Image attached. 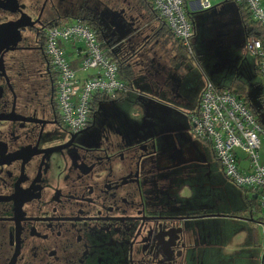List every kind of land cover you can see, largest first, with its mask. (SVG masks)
I'll return each instance as SVG.
<instances>
[{
  "label": "flooded vegetation",
  "instance_id": "1",
  "mask_svg": "<svg viewBox=\"0 0 264 264\" xmlns=\"http://www.w3.org/2000/svg\"><path fill=\"white\" fill-rule=\"evenodd\" d=\"M148 5L0 0V264H232L230 223L260 214L258 196L233 195L221 166L212 175L214 151L189 131L200 80L174 72L189 53ZM77 19L127 58L133 86L71 131L44 44L49 26Z\"/></svg>",
  "mask_w": 264,
  "mask_h": 264
},
{
  "label": "built area",
  "instance_id": "2",
  "mask_svg": "<svg viewBox=\"0 0 264 264\" xmlns=\"http://www.w3.org/2000/svg\"><path fill=\"white\" fill-rule=\"evenodd\" d=\"M155 16L162 20L173 39L192 53L190 38L193 25L187 12L191 0H148ZM201 9L211 8L210 0H198ZM243 5L255 23L264 27L263 0H231ZM66 45L73 60L66 56ZM45 52L57 71V104L61 122L71 131L84 127L96 96H114L130 89L120 78L114 44L99 39L97 30L77 19L49 26L45 31ZM245 52L257 60L264 107V35L248 36ZM87 76H79L87 70ZM190 134L209 143L223 175L237 188L258 196L264 240V125L244 99L229 88H219L206 81L199 95L197 109L190 112ZM264 264V241L261 255Z\"/></svg>",
  "mask_w": 264,
  "mask_h": 264
},
{
  "label": "crops",
  "instance_id": "3",
  "mask_svg": "<svg viewBox=\"0 0 264 264\" xmlns=\"http://www.w3.org/2000/svg\"><path fill=\"white\" fill-rule=\"evenodd\" d=\"M210 1H211V8L201 9L198 0H191L189 1V5L187 6V12L193 25V30L196 40L198 33L202 36V40L204 39L209 40L212 38L211 42H214L213 44L214 46L211 49L214 53V56H209L207 54V50L209 48L205 47L207 45L201 44L202 43L201 41L199 42L200 43L199 47L201 51H198L197 54L198 57L196 54H193V58L195 59L199 58V60L201 61L200 62L201 66L204 64L202 62H205V65L202 66L203 69H201V66L199 67L198 65L192 63V65L196 67L193 69L194 71L192 70L194 73H192V71H190L189 73L187 67L183 68L180 64V66L174 68V72L176 74L188 78L189 82L191 83L190 86L195 87V89L197 88L196 86L198 85V83H196L197 80L198 81L200 80V88H199L200 92L203 89L206 81L212 82L215 86L219 88H227L234 80H239L243 82L246 86L247 97H248L247 102L249 106L252 109H258L262 107V87L260 83L256 82V78L259 75L257 69V60L255 57L247 54L244 48L248 36H257V34L250 33V30L253 25L251 23H255V22L250 17V15L248 14L247 10L243 5L236 4L231 0H223V1L210 0ZM263 2L264 1H262V5ZM231 4H234L236 6H233ZM201 11H205V12L201 13ZM227 13H230L229 18H224V16ZM243 15H245V17ZM148 20L154 28L161 26V22H163L162 20L158 19L155 15H150V14L148 16ZM206 24H209L210 26H212V28L210 27V29L207 30L208 35L203 37V31ZM234 24L238 29L237 31L241 32V36H237L236 41L234 38L230 36L233 31L232 29L234 28ZM235 35L237 34H232V36L234 37ZM216 36H218L217 39H215ZM160 39L163 40V37H161ZM215 41L217 44L218 43L223 44L221 49L218 48V46L215 44ZM226 41L228 44H226ZM167 42L173 43V39L171 40L169 38ZM235 45H239L238 50L234 49ZM235 50L237 52L236 58H235ZM185 62H187V60ZM218 72H222V73H218ZM203 75H215V76H212L211 78L208 77L205 80V83L203 84L202 87ZM220 75H227L226 82L222 80V76ZM256 75L257 77H255ZM191 107L192 106H190L189 110L194 111L195 109ZM198 142L202 147V149L205 151L208 145L202 141H198ZM260 157H261V161H264V150L260 152ZM217 169L218 170H215L212 173V175L216 176L217 173L219 172L221 173V170L218 168V166ZM222 176L223 175H221V177ZM224 185L225 187H230L234 190L233 195L241 196L242 194L241 191H238V188L235 187L230 181H228V183L224 182ZM244 192L249 193L245 190ZM246 196L247 195H245V197ZM238 198L239 197H237L236 199L237 201L240 200ZM251 210L250 209L247 210L248 213V215L246 214L248 216L247 218L233 219L234 222L237 221L245 224V229L243 231H240L241 233L239 232L243 237V239L241 238L240 241L235 240V238H233L234 233L232 234L231 237L232 250L228 253L229 259L232 264H239V262L242 261L245 262V264H249V260L251 258V252H250L251 250L248 243L251 240L252 235H251V230H249L248 227H246V225L249 224V222L255 221L253 219V212ZM245 240H248L247 245H244V243H246Z\"/></svg>",
  "mask_w": 264,
  "mask_h": 264
},
{
  "label": "rangeland",
  "instance_id": "4",
  "mask_svg": "<svg viewBox=\"0 0 264 264\" xmlns=\"http://www.w3.org/2000/svg\"><path fill=\"white\" fill-rule=\"evenodd\" d=\"M218 1H223V0H218ZM264 1V0H263ZM231 5H233V6H236V5H234V4H231ZM263 6H264V2H263ZM206 11H208V10H206ZM205 11H201V13H204ZM229 16H230V13H227L225 16H224V18H229ZM126 26L125 25H121L120 26V28H121V31H120V36L121 37H124V36H126L128 33H129V29H127V28H125ZM210 27L212 28V26H210L209 24H206L205 25V28H204V31H203V37L204 36H207L208 35V31L207 30H209L210 29ZM233 31H232V33H231V37L232 38H234L235 39V41L237 40V36H241V32H238L237 30V28H236V25L234 24V28L232 29ZM232 34H237V35H235V37L234 36H232ZM217 37L218 36H216L215 37V39H217ZM221 38V37H220ZM211 40H212V38L211 39H209V40H206V39H204V40H202V36L198 33L197 34V40H196V37H195V35L193 34L192 36H191V38H190V44H191V46H192V49H193V54H198V51H201V49H200V43L199 42H201L202 41V43L201 44H205V45H207V46H205V47H207V48H209L208 50H207V54L209 55V56H214V53H213V51H212V47L214 46L213 44H214V42H211ZM227 41H229V40H227ZM227 41H226V44H228L227 43ZM229 42H231V41H229ZM172 44V43H171ZM215 44L218 46V48H220L221 49V47H222V43H216V41H215ZM169 46H170V43H169ZM238 46L239 45H235V47H234V49H236V50H238ZM65 47H66V56H67V58L69 59V60H73L74 58H73V55H71L70 54V49H73V48H75V46L73 45V44H70V45H66L65 44ZM236 50H235V58L237 57V52H236ZM197 57H198V55H197ZM212 61V60H211ZM200 60H199V58L198 59H195V58H193V55L191 54V53H189V59L187 60V62H184L183 64H182V67L183 68H185V67H187V70H188V72L190 73V71H192L196 66H193L192 65V63L193 64H195V65H198L199 67L201 66L200 65ZM202 63H204L203 65H205V62H202ZM202 65V66H203ZM197 66V67H198ZM201 66V69H203V67ZM194 71V70H193ZM192 71V73H194ZM91 72H94V70H87L86 72H84V73H81V72H78L77 74L81 77V76H87V74H89V73H91ZM214 73H217V72H214ZM218 73H222V72H218ZM211 74V73H210ZM212 76H215V75H203V82H202V87H203V84L205 83V80L208 78V77H212ZM220 76H222V80L224 81V82H226V76L227 75H220ZM255 77H257V75L255 76ZM261 78L259 77V75H258V77L256 78V82H258V83H260L261 81ZM198 94H200V91H198ZM197 98V97H196ZM198 100H199V97H198ZM191 108H193V109H197V103H196V101H194V104H193V106L191 107ZM188 119H189V117H188ZM189 121V120H188ZM189 123H190V121H189ZM261 150H260V152L261 151H263L264 150V144H262V146H261V148H260ZM216 163H217V166H218V168L220 169V164H218V162H217V160H216ZM238 191H241V193L242 194H245V195H247L246 197V199H244L245 201H248V200H251V194H249V193H246V192H244V190H242V189H239L238 188ZM248 199V200H247ZM251 203L253 204V202L251 201ZM245 213L248 215V213H247V211H245ZM260 214H259V212L258 211H253V219L255 220L254 222H249V224H247L246 225V227H248V229L249 230H251V235H252V238H251V240L249 241V247H250V252H251V258H250V260H249V264H261V259H262V257H261V255H262V244H263V233H262V227H261V225L258 223V220H259V218H260ZM247 218V217H246ZM230 224H232L233 225V228H234V234H233V238H235V240H237V241H240L241 240V238L243 239V237H242V235L240 234L241 232L240 231H243L244 229H245V224H243V223H240V222H231ZM242 228V229H241ZM241 229V230H240ZM240 232V233H239ZM246 241V243H244V245H247V242H248V240H245ZM244 241V242H245Z\"/></svg>",
  "mask_w": 264,
  "mask_h": 264
},
{
  "label": "trees",
  "instance_id": "5",
  "mask_svg": "<svg viewBox=\"0 0 264 264\" xmlns=\"http://www.w3.org/2000/svg\"><path fill=\"white\" fill-rule=\"evenodd\" d=\"M147 14L149 16L150 15H155V13L152 11L151 9V6L148 5V9H147ZM245 17V15H243ZM253 24L252 25V28L250 30V33H254V34H257V36H260L262 37L264 35V27L263 26H259L257 23H251ZM91 26V24H90ZM163 30L165 31V33H167V39H173V37L171 36V33L169 32V30L166 28L165 24L163 22H161V26L159 28V30ZM97 36L99 39H104V35L97 31ZM105 42H108L109 44H113V42L111 41H107V39H104ZM173 42L174 43H179L177 40L173 39ZM180 45V44H179ZM185 50V49H184ZM114 57L118 60V71H119V76L121 79H123L124 81H126L128 83V85L130 87L133 86V77H132V73H131V66L129 64V61L127 60V58L123 55H121L122 57H119V55H116V49L113 53ZM230 90L234 91L235 93H237L239 95V97L243 98L244 99V102L246 103V105L251 109V111L258 117L259 121L264 125V122L261 121V112L264 111V107L262 105V107L258 108V109H252L248 102H247V91H246V86L243 82L239 81V80H234L230 85L229 87ZM100 97H103V96H96L93 100L96 101L97 99H99ZM253 199V194H252V197H251V200L252 201Z\"/></svg>",
  "mask_w": 264,
  "mask_h": 264
},
{
  "label": "water",
  "instance_id": "6",
  "mask_svg": "<svg viewBox=\"0 0 264 264\" xmlns=\"http://www.w3.org/2000/svg\"><path fill=\"white\" fill-rule=\"evenodd\" d=\"M263 115H264V111L261 113V121H262V122L264 121V117H263Z\"/></svg>",
  "mask_w": 264,
  "mask_h": 264
}]
</instances>
